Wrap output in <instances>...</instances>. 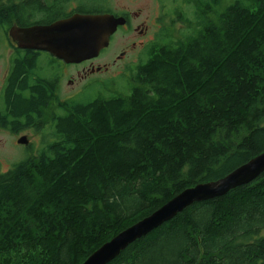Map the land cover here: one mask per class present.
<instances>
[{
    "label": "trees",
    "instance_id": "obj_1",
    "mask_svg": "<svg viewBox=\"0 0 264 264\" xmlns=\"http://www.w3.org/2000/svg\"><path fill=\"white\" fill-rule=\"evenodd\" d=\"M185 1L192 29L159 35L127 91L94 84L52 113L47 83L37 99L14 98L2 125L34 123L43 141L0 171V264H82L186 189L264 152V0ZM263 231L264 172L107 264H264Z\"/></svg>",
    "mask_w": 264,
    "mask_h": 264
},
{
    "label": "flooded vegetation",
    "instance_id": "obj_2",
    "mask_svg": "<svg viewBox=\"0 0 264 264\" xmlns=\"http://www.w3.org/2000/svg\"><path fill=\"white\" fill-rule=\"evenodd\" d=\"M0 1V11L4 14V23L0 25V120L11 117L15 109L12 106L14 98L41 97L40 88L44 83L52 91L47 110L52 113L57 110L59 100L67 103L91 85H104L111 71L117 73L116 77L130 76L132 68L145 58L156 41L159 32L155 28L163 29V11L156 15L147 14L139 5H126L119 0ZM76 14H109L125 23L118 26L109 45L98 56L79 63L66 62L43 48L19 44L21 30L49 26ZM21 65L19 72L18 66ZM65 87L75 92L66 91ZM42 107L41 104L39 113ZM0 128L13 131L18 140L21 137L27 139L28 144H20L18 140L17 143L30 150L33 146L39 147L43 141L42 132L34 123L24 122V126L16 129L11 125L3 126L0 121Z\"/></svg>",
    "mask_w": 264,
    "mask_h": 264
},
{
    "label": "water",
    "instance_id": "obj_3",
    "mask_svg": "<svg viewBox=\"0 0 264 264\" xmlns=\"http://www.w3.org/2000/svg\"><path fill=\"white\" fill-rule=\"evenodd\" d=\"M124 23L121 18L109 14H76L49 26L21 30L18 41L23 46L49 50L66 62L79 63L98 56L109 45L110 37L118 26ZM18 143L28 144V140L21 137ZM263 172L264 152L217 181L186 189L153 214L122 231L82 264L109 263L128 245L161 226L186 207L223 196L238 186L252 182Z\"/></svg>",
    "mask_w": 264,
    "mask_h": 264
},
{
    "label": "rangeland",
    "instance_id": "obj_4",
    "mask_svg": "<svg viewBox=\"0 0 264 264\" xmlns=\"http://www.w3.org/2000/svg\"><path fill=\"white\" fill-rule=\"evenodd\" d=\"M231 1L232 0H224L223 6H226ZM119 2L126 5L130 4L134 7L139 5L147 14L154 13L156 15L163 11V29L161 30L159 27L155 28L159 32L157 37H159V35L161 37V35L167 31H172L173 37L182 38L188 32V28L192 29L190 26H186V21L187 24L190 25V21L194 22L195 19V11L188 6L189 4L185 0H119ZM166 35L169 37L168 32ZM132 40H134V38H132L131 41ZM107 54H110V52H107ZM116 74L117 73L114 71H111L107 75V79L104 83L108 86V92L127 91L128 76L116 77ZM110 76H113V78ZM65 89L66 91L75 92L73 89L71 90V88L65 87ZM17 140L18 136L15 135L13 131L0 128V171L4 172L8 170L13 164L26 158L29 151H32L23 145H19ZM35 141L34 144H36ZM262 236H264V231L262 232Z\"/></svg>",
    "mask_w": 264,
    "mask_h": 264
}]
</instances>
